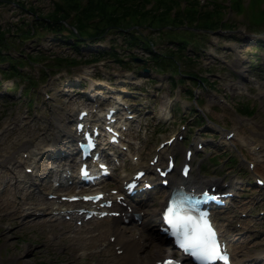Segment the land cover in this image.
Masks as SVG:
<instances>
[{"label": "rangeland", "instance_id": "1", "mask_svg": "<svg viewBox=\"0 0 264 264\" xmlns=\"http://www.w3.org/2000/svg\"><path fill=\"white\" fill-rule=\"evenodd\" d=\"M56 1L60 2L5 0L0 3V26L13 30L23 27V33L20 31L17 35L9 36L11 44L4 52L19 59L26 58L27 54L41 58L35 62L25 60L19 67L21 75L0 74V143L7 137V144L0 146V160L8 150L14 153V148L19 152L14 153L16 158L20 159L21 153L32 157L26 162L9 164L11 169H7V172L10 176L0 179V198L4 197L9 182L10 192L6 198L23 203L28 193L31 195L27 198L28 204L23 203V206H33L21 215H16L0 204V264H123V260L116 259L112 251H104L103 246L93 252L96 247L86 250L81 241V237L107 228V224L113 223V217L106 216L105 220L90 218L88 223L85 221L81 224L76 219L62 217L53 223L56 227L38 223L52 218V214L48 213L52 211L51 208L40 210L47 206L41 202L51 203L57 199L49 198L50 192L56 191L59 196L78 190L76 185L58 186L55 181L65 171L63 166L67 156H74L71 138L75 137L74 125L78 109L91 110L92 118H101L105 107L114 102L123 111L125 104L134 109L132 114L135 116L125 121L129 127L122 130V140L127 148L123 149V155L113 165L117 169L111 178L95 189L113 193L125 181L122 178L129 177L132 171L141 166L150 165V160L158 151L160 163L165 164L168 150L172 149L176 166L170 174L172 179H177L178 168L185 160V149L191 148L193 155L190 174L205 180L219 179L223 186L227 184L228 187L230 181L235 182L232 188L233 208H221L222 214H217L221 217L219 227L230 240L233 263L264 264L261 257L257 260L245 259L248 254L264 246V186H256L254 183L256 176L264 180V49L256 43L257 39L264 41V19L259 24L260 20L257 19L261 10H264V0H201L207 9L215 8L218 3L223 4L227 8L224 11L225 19L233 22L232 27L235 29H214L210 21H187L192 26L190 30L195 32L190 36L199 46H193V42L189 44L186 54L194 57V61L183 58L179 61L180 67L198 76H206L211 81L197 86L192 78L181 74L175 75L183 76L185 80H177L176 84H172L168 72L151 68L152 62L147 58L145 50L139 46L125 50L126 42L118 29L97 40L87 39L78 50L70 44L73 43L72 37L65 41L60 34L40 27L32 31L34 13L45 15L55 9ZM157 1L153 0L150 6L155 5L156 10L161 12L164 6ZM32 6L35 12L30 10ZM139 21L144 24L139 26L142 33L156 40L154 46L161 50L174 48L175 43L169 40V34L159 35L160 30L176 34L180 28H189L185 24L187 22L173 23L172 19L159 16ZM207 25L212 28H204ZM27 27L31 30L29 34H25ZM111 45L117 48L120 56L125 55L124 52L133 53L131 64L123 65L109 56L91 60L95 51L109 49ZM255 52L256 55L253 54ZM62 58L69 61H63ZM9 67L10 62L0 61V68ZM24 75L29 76L34 83L23 78ZM190 87L194 89L193 98L187 93ZM243 104L256 106L255 113L239 112L237 108ZM195 105L198 109H195ZM67 110L73 115L72 122L64 124V129L71 135L67 139L70 142L57 147L50 144L51 141L42 143L45 128L50 123L56 124L58 117ZM198 113L203 121L198 122ZM39 125L44 128L38 130ZM226 132H233V135L226 138ZM169 138L174 139L168 146L159 148L160 143ZM28 139L31 141L29 147H18ZM198 141L201 147L197 146ZM42 144H48L45 164L41 165L39 171L27 167V164L34 166L33 161L37 158L32 156L31 149ZM255 146H259V149L255 150ZM67 161L74 164V161ZM27 169L43 175L50 171L54 187H47L40 178L32 176L33 180L28 181H35L36 185L21 191L24 183L15 180L20 179ZM8 179L10 181L7 182ZM155 189L157 192L154 197L145 199L136 209L142 213L140 221L126 219L120 222V226L133 230L132 234L129 232L130 237H137L144 245L138 264L179 255L157 233V214L154 211L159 209L166 189ZM68 205L64 202L62 207ZM30 209L42 215L27 217L26 212ZM105 235V238L111 237L109 231ZM65 236L75 237L69 241ZM161 249L167 251L161 252Z\"/></svg>", "mask_w": 264, "mask_h": 264}, {"label": "trees", "instance_id": "2", "mask_svg": "<svg viewBox=\"0 0 264 264\" xmlns=\"http://www.w3.org/2000/svg\"><path fill=\"white\" fill-rule=\"evenodd\" d=\"M4 1L5 0H0V3ZM152 1L153 0H60V2H55V9L47 12L45 15L35 12L32 6L30 10L35 12V18L32 22L33 25L31 30L35 31L37 27L50 30L60 34L65 41L72 37L73 43H69L77 50L87 39L97 40L103 38L108 33L118 31L125 39V50H131L134 46H139L145 50L148 53L147 58L152 62L150 64L151 68L168 72L172 84H176L177 80L180 82L185 80L183 76L176 77L175 74L189 76L196 86L210 83V79L206 76H198L196 75L197 73L193 71L181 69L179 61L183 58H186L190 62L194 61V57L186 54L187 47L194 41L190 35L195 33L190 30L192 26L188 23L189 20L210 21L211 24L214 25V29L218 27L223 29H235L232 27L234 23L225 19L224 11L227 8L224 7L223 4L217 2L218 4H215V8L207 9L201 3V0H158L157 3L164 6L163 11L160 12L156 10L155 5L154 7L150 6ZM184 1L186 4L183 5L182 3ZM155 16H159L163 19L170 18L173 20V23L180 22L184 24V22L188 21L185 24L189 28H185L184 30L180 28V30L177 31L179 33L176 34L172 33L170 29L168 30L170 32H165V30L162 32L160 30L159 35L162 33L163 35H170L169 40L175 43L174 48H165L163 50L155 48L154 45H156L157 41L147 37L139 28V26L144 25L139 21L140 19H147L148 17L151 18ZM257 19L260 20H257L258 24L263 21L264 10H261ZM130 20L131 22L129 23ZM173 25L174 24H172V26ZM198 27L197 25V28ZM161 28L163 29V27ZM204 28L211 29L212 27L207 25ZM22 29L23 27L13 30L10 29V27L2 28L0 26V61L6 60L11 63L9 69L0 68V74L2 75H21L19 67L23 65L25 60L28 62H35L41 59L39 56L31 54H27L24 59L13 58L9 53L4 52L8 50L11 44L9 36L14 34L17 35L20 31L23 33ZM115 29L118 30L116 31ZM26 30L25 34H29L31 31L28 27ZM85 33L90 34L89 37L84 36ZM256 43L264 47V41L262 39H257ZM192 45L199 46L197 42H193ZM95 52L96 53L92 54L93 57L91 60L96 61L103 59L105 56H109L123 65H130L133 59V53L131 52H124L123 54L125 55L120 56L119 51L114 45H111L109 49L102 48ZM62 60L69 61L65 58H62ZM70 61L74 62L75 60L71 59ZM22 77L32 82L29 76L24 75ZM193 90L194 89L191 87L187 89L190 98L194 97ZM237 109L241 113L253 114L255 113L256 106L252 104H243L242 107ZM198 115V122L203 121L202 116L199 113Z\"/></svg>", "mask_w": 264, "mask_h": 264}, {"label": "bare ground", "instance_id": "3", "mask_svg": "<svg viewBox=\"0 0 264 264\" xmlns=\"http://www.w3.org/2000/svg\"><path fill=\"white\" fill-rule=\"evenodd\" d=\"M81 109H78V112H77V116L79 114V111ZM72 117L73 115L71 114V112L69 110H67L62 116H59L58 118V121L55 123H50V122H53V121H50L49 123V126H47L45 128V131L42 135V143H44L45 141H48V143L51 141L50 144L52 145H55L56 147L59 146V145H65V143L70 142V140H67V139H70V134H69V131H66L64 129V124H69L72 122ZM44 128L43 125H39L38 126V130H42ZM75 132V131H74ZM13 132L10 133V135L12 134ZM75 138H71V142L74 141ZM31 141L28 139V140H25L23 141L22 143H20L18 147H29V143ZM3 144H7V137L6 139L0 143V146ZM48 145V144H47ZM47 145H36L35 149L32 150V156H37V158L33 161V164L34 166H31V165H26L27 167H33L36 168L38 171L39 169L41 168V165H44L45 162H46V158L48 157L47 156V152H48V147ZM263 145V148L262 150H264V143H262ZM256 147V146H255ZM8 148V147H7ZM68 149V148H67ZM259 149V146L258 148L256 147L255 150ZM14 153L18 152V149L14 148ZM173 149L172 150H168L169 154H172L173 153ZM261 151V150H259ZM257 151V152H259ZM263 152V151H261ZM12 152V150H8L6 153H3L2 154V159L0 160V167L3 168L0 169V179L4 176H7L9 177V173L7 172V169H11V166L9 164H14V163H17V162H26L28 160H31L32 157H28L25 156L24 154H20V156H22L20 159L16 158L15 157V154ZM160 153V152H159ZM264 153V152H263ZM26 157V158H25ZM25 158V159H23ZM157 165H160L159 163ZM164 166V165H163ZM166 166V165H165ZM256 167V165L253 164V167ZM147 168L149 170H151L152 172V167H150V165L147 166ZM33 169H31L32 171L28 172V169L25 171V174L23 176H21L20 179L17 178V176H15L17 179L15 180L16 182L18 183H24V186L20 189L21 191H25V190H29L32 188L33 185H36V182L33 181V182H30L28 181L29 179H32L33 180V177H36V178H40L42 181H44L43 183H45V185L47 187H51L53 188V180H52V177L53 175L49 174L50 171H53V169L50 168V171L48 172L47 175H43L41 174L40 172H34L33 173ZM162 170H165V168H162ZM5 171V172H4ZM32 172V173H31ZM54 172V171H53ZM56 172V171H55ZM20 176V175H18ZM12 178V176L10 177ZM127 179V178H125ZM122 180V179H121ZM170 180H177L176 178L175 179H171ZM10 181V179L7 180V182ZM15 182V183H16ZM171 182V181H170ZM175 181H172L171 184H173ZM255 184L257 185V181L254 180ZM70 183L68 180L65 182V181H62L61 182V185H65V184H68ZM185 183H189L190 185L192 186H205L207 184H211V185H223L222 181L219 180V179H209V180H205V179H201L199 178L197 175L195 174H190L188 176V182H185ZM228 183V182H227ZM234 181H230V183H228V185H230L231 188L234 187ZM261 186L263 187L264 186V181L262 180L260 182ZM6 192L4 193V197L0 198V204L2 206V208L4 209H10L12 210V213L13 214H16V215H21L23 211L25 210H28V208H33V206H23V203H27L28 204V201H27V198L30 197L28 193H26V197L25 199L23 200V203L22 202H17L16 200H14L13 198H6V196L9 194L10 192V187H9V182L6 184ZM15 185V184H14ZM227 185V184H226ZM17 187V185H15ZM14 186V187H15ZM15 187V188H16ZM159 186L156 185V188H158ZM35 189V188H34ZM33 189V190H34ZM57 189V188H56ZM33 190L30 192L32 193ZM52 193H56V191H53ZM13 194V193H11ZM71 195V194H69ZM106 196L108 199H111V198H116L115 201H114V205L109 208L110 211H120V214L117 216H114L112 218V222L113 223H109L107 224V228L105 229H102L100 230L99 232L97 233H91L89 235H86L84 237H81V241H83L84 243V247L86 248V250H88L87 248H90V247H96L93 252L103 246V249L104 251L105 250H109V251H112L115 255V258L116 259H120V260H123V264H138V261L139 260V257L141 256V251L144 249V245L142 244V241L137 239V237H130L129 235V232L132 234L133 230H131L129 227L127 226H120V222L121 221H125L126 219L128 220H133L135 221V216L132 214L133 211L135 210V208H137L139 205L138 203H126L124 200H118V197L116 194H111V193H108L106 192ZM229 197H226V199H228ZM65 201H62L61 200V197L60 195L57 197V199L53 200L51 203H47V202H41V204H45L47 206H44L45 208L44 209H40V210H46V209H49L51 208L50 210L52 211H49L48 213L52 214V218H46L38 223L42 224V225H45L46 223L49 225V226H55L56 225L53 223H56L59 219H61L62 217H65L66 215H70L72 216L73 219H76L77 222H81V221H85L86 218H85V214H81L79 213L78 211H75L74 208V204H71L69 205L68 207H62V205L64 204ZM68 203V202H66ZM40 204V203H39ZM78 206H82V205H78ZM106 208H103V210H105ZM46 212V211H44ZM156 212V211H154ZM27 214V217H32V216H37V215H42V213H38V212H35L33 211L32 209H30L29 211L26 212ZM152 214H155V213H152ZM56 219H55V218ZM43 219V218H42ZM107 219V218H105ZM104 219V220H105ZM90 220H87L86 222L88 223ZM37 223V224H38ZM77 231L78 230V227L76 229ZM109 231L111 233V237H106L105 238V234L106 232ZM74 237L75 236H65V238L69 241H72L74 240ZM146 246V245H145ZM120 251V252H119ZM167 250L165 249H161V252H166ZM170 257V256H168ZM261 257L264 261V246L263 247H260L259 249H256L253 254H248V257L245 258L246 260L248 259H254V260H257V258ZM142 264V263H141ZM147 264H164V258L163 259H156L155 261L153 262H148Z\"/></svg>", "mask_w": 264, "mask_h": 264}, {"label": "snow or ice", "instance_id": "4", "mask_svg": "<svg viewBox=\"0 0 264 264\" xmlns=\"http://www.w3.org/2000/svg\"><path fill=\"white\" fill-rule=\"evenodd\" d=\"M228 135H231V133H228ZM169 167H171V161ZM187 170V165H184L182 171L185 175H187ZM137 175H140V173H137ZM202 195H207V193H202ZM97 198L92 197V199ZM108 203H111V201H108ZM193 206L190 197L173 195L167 208L162 213L164 222L169 226L165 230L172 232L177 237L178 242L186 250L193 253L201 261V264H208V262L216 259L227 262V252L207 220V213L202 212L199 217L192 216L190 212Z\"/></svg>", "mask_w": 264, "mask_h": 264}]
</instances>
